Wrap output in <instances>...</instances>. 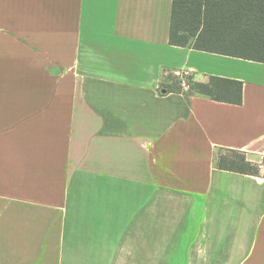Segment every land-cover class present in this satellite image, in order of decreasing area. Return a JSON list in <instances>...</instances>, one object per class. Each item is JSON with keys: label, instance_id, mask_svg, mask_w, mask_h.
Here are the masks:
<instances>
[{"label": "crops", "instance_id": "obj_1", "mask_svg": "<svg viewBox=\"0 0 264 264\" xmlns=\"http://www.w3.org/2000/svg\"><path fill=\"white\" fill-rule=\"evenodd\" d=\"M171 5L0 0V264H264V62L171 45Z\"/></svg>", "mask_w": 264, "mask_h": 264}, {"label": "trees", "instance_id": "obj_2", "mask_svg": "<svg viewBox=\"0 0 264 264\" xmlns=\"http://www.w3.org/2000/svg\"><path fill=\"white\" fill-rule=\"evenodd\" d=\"M169 43L264 62V0H172ZM161 83L169 92L203 95L212 100L242 103V82L217 76L205 81L188 78V90L172 76ZM215 166L221 170L258 175L260 164L244 152L220 148Z\"/></svg>", "mask_w": 264, "mask_h": 264}, {"label": "built area", "instance_id": "obj_3", "mask_svg": "<svg viewBox=\"0 0 264 264\" xmlns=\"http://www.w3.org/2000/svg\"><path fill=\"white\" fill-rule=\"evenodd\" d=\"M164 75L166 78L172 76L173 78L177 79L180 83L182 90H188L189 87L187 84V80L191 77L190 70L184 68L172 69L169 71H165Z\"/></svg>", "mask_w": 264, "mask_h": 264}, {"label": "water", "instance_id": "obj_4", "mask_svg": "<svg viewBox=\"0 0 264 264\" xmlns=\"http://www.w3.org/2000/svg\"><path fill=\"white\" fill-rule=\"evenodd\" d=\"M166 90V89H165Z\"/></svg>", "mask_w": 264, "mask_h": 264}]
</instances>
